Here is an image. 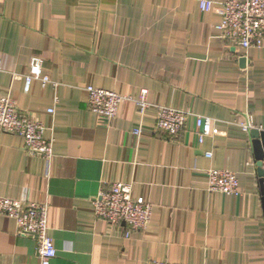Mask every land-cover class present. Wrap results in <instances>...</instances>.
I'll return each mask as SVG.
<instances>
[{
	"label": "crops",
	"instance_id": "obj_1",
	"mask_svg": "<svg viewBox=\"0 0 264 264\" xmlns=\"http://www.w3.org/2000/svg\"><path fill=\"white\" fill-rule=\"evenodd\" d=\"M213 1L202 12L198 0H0V97L11 94L54 138L47 165L0 130V195L49 203L51 264H264L253 138L237 125L264 128V45L227 47L223 0ZM34 56L56 84L25 89ZM89 84L134 98L147 89L153 104L214 118V132L198 143L194 117L175 138L153 132L157 108L141 115L130 100L111 120L89 108ZM211 167L237 172L242 194L209 192ZM117 181L153 204L146 230L126 236V224L95 216L102 186ZM0 264H40L37 240L1 214Z\"/></svg>",
	"mask_w": 264,
	"mask_h": 264
},
{
	"label": "built area",
	"instance_id": "obj_2",
	"mask_svg": "<svg viewBox=\"0 0 264 264\" xmlns=\"http://www.w3.org/2000/svg\"><path fill=\"white\" fill-rule=\"evenodd\" d=\"M198 4L202 12H209L213 9L214 1L198 0ZM221 6L219 11L221 21L217 29L226 46L235 47L241 53L253 48H262L264 0H223ZM43 65L41 57L34 56L31 59L29 72L23 75L26 90H29L33 80H39L44 86L49 82L56 84L44 72ZM85 89L88 93L89 108L93 112L106 115L111 120L119 115L121 104L130 100L136 103L141 115H144L151 106L157 108L153 132H162L168 137L175 138L187 128L188 120L192 117L197 127L198 143H202L206 136L214 132V118L192 110L153 104L148 100L147 89H142L136 98L93 84L87 85ZM47 111L54 114L55 108H48ZM237 125L245 132L253 128L264 130L255 126L250 118L247 121H239ZM49 128L32 112L20 109L11 94L0 97V130L21 136L28 154L42 158L47 165L54 156V138L45 135ZM142 130V126H139L133 133L138 137L141 136ZM212 155V152H206L207 157ZM206 174L209 192L234 196L242 194L237 172L227 168L211 167ZM93 206L95 216L106 220L110 227L117 228L120 224H126V236L146 230L153 216V204L143 196H135L132 181H117L103 185L93 201ZM49 207L47 202L24 196L0 195V214L16 221L19 234L32 236L37 240L40 264H51L57 256V248L50 234ZM150 264L172 263L166 259H153Z\"/></svg>",
	"mask_w": 264,
	"mask_h": 264
},
{
	"label": "water",
	"instance_id": "obj_3",
	"mask_svg": "<svg viewBox=\"0 0 264 264\" xmlns=\"http://www.w3.org/2000/svg\"><path fill=\"white\" fill-rule=\"evenodd\" d=\"M242 64L245 63L246 58L243 57L240 60ZM251 137L253 138L254 152L257 164V173L259 176V182L262 192V200L264 206V130L253 128L250 130Z\"/></svg>",
	"mask_w": 264,
	"mask_h": 264
}]
</instances>
